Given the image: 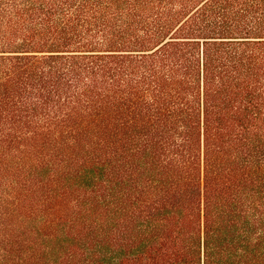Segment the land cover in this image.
<instances>
[{"label": "trees", "instance_id": "trees-1", "mask_svg": "<svg viewBox=\"0 0 264 264\" xmlns=\"http://www.w3.org/2000/svg\"><path fill=\"white\" fill-rule=\"evenodd\" d=\"M0 264H264V0H0Z\"/></svg>", "mask_w": 264, "mask_h": 264}, {"label": "rangeland", "instance_id": "rangeland-1", "mask_svg": "<svg viewBox=\"0 0 264 264\" xmlns=\"http://www.w3.org/2000/svg\"><path fill=\"white\" fill-rule=\"evenodd\" d=\"M34 196H37V195H34ZM34 196H33V199L31 198V200H34V199L38 198V197H34ZM40 216H41V217H40ZM40 216H39V217H40V221H41L42 218L44 217V216H43V213L40 214ZM35 217H36L35 214H33V216L31 217L32 220H33V218H34V220L31 222V224H32L31 227H36V226L40 225L39 220H38L37 218L35 219ZM37 217H38V216H37ZM37 220H38V221H37ZM32 238H34V237H32Z\"/></svg>", "mask_w": 264, "mask_h": 264}]
</instances>
